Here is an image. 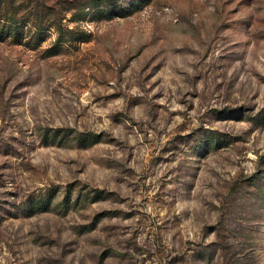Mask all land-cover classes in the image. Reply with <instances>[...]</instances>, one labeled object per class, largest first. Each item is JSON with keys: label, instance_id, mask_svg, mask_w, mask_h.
Segmentation results:
<instances>
[{"label": "rangeland", "instance_id": "374dc122", "mask_svg": "<svg viewBox=\"0 0 264 264\" xmlns=\"http://www.w3.org/2000/svg\"><path fill=\"white\" fill-rule=\"evenodd\" d=\"M97 1L0 0V264H264V0Z\"/></svg>", "mask_w": 264, "mask_h": 264}, {"label": "trees", "instance_id": "16d2710c", "mask_svg": "<svg viewBox=\"0 0 264 264\" xmlns=\"http://www.w3.org/2000/svg\"><path fill=\"white\" fill-rule=\"evenodd\" d=\"M96 1H97V0H96ZM98 1L100 2V0H98ZM98 1H97V3H99ZM92 3H93V5H95V2H94V1H92ZM95 7H96V6H95ZM94 9H95V8H94ZM80 10L83 12V11H84V6H83V7H80V8H79V11H80ZM94 11H95V10H94ZM263 118H264V117H262V120H261V121H262L263 124H264V120H263Z\"/></svg>", "mask_w": 264, "mask_h": 264}]
</instances>
